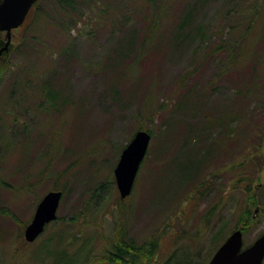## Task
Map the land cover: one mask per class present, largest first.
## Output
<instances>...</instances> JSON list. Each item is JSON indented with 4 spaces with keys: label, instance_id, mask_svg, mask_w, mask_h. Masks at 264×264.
<instances>
[{
    "label": "rangeland",
    "instance_id": "374dc122",
    "mask_svg": "<svg viewBox=\"0 0 264 264\" xmlns=\"http://www.w3.org/2000/svg\"><path fill=\"white\" fill-rule=\"evenodd\" d=\"M168 2L155 39L145 47L139 42L147 11L132 2L122 22L115 8L86 7L69 28L55 20L41 27L30 12L11 31L6 48L0 31V65H6L0 80V264H61V252L73 256L74 250L85 254L82 264H108L103 253L119 234L138 244L159 236V261L177 246L203 259L244 210L250 220L242 231L244 245L264 230V108L238 95L264 65V25L254 54L216 79L224 54H207L190 28L203 26L205 41L217 43L228 33V10L236 0H198L183 42L175 34L193 0ZM258 3L264 18V0ZM243 4L237 9L247 14ZM15 81L20 88L26 83L20 90L26 100L11 114L4 108L14 109L8 94ZM46 83L59 93L56 107L36 106L39 85ZM244 109L250 122L237 125ZM141 128L151 134L147 152L130 194L121 198L113 169ZM52 140L58 152L46 170L40 154ZM246 151L252 154L244 161ZM187 158L200 162L184 179L178 165ZM242 161L249 172L239 182ZM61 186L57 219L25 241L23 230L38 200Z\"/></svg>",
    "mask_w": 264,
    "mask_h": 264
},
{
    "label": "trees",
    "instance_id": "16d2710c",
    "mask_svg": "<svg viewBox=\"0 0 264 264\" xmlns=\"http://www.w3.org/2000/svg\"><path fill=\"white\" fill-rule=\"evenodd\" d=\"M38 0L30 9L29 13H33L34 20H39V24L41 27H47L51 25L52 23L49 21L55 20V23L58 25H62L61 27L69 26L71 27L73 19L75 15H81L86 7H94L95 9H99L100 11H109L108 9L115 8L114 15L116 13V20L118 22H122L123 18L127 17V13L132 11L133 8H129L130 2L139 4L137 10H146V25L143 31V36L139 42L141 44V47H145L149 45L150 41H153L155 39V36L157 34L158 26L161 24V20L163 16L166 15L168 12L167 9L169 6L167 4L168 0ZM198 0H193L192 6L183 13V17L180 20V23L178 24V30L175 34V39L183 42L187 38L188 31H184V27L188 26V23L190 24V20L193 21V11L195 9L194 6L197 5ZM257 1V2H256ZM259 0H255L254 2H251L250 4L246 2V4H243L242 0H236L235 6L232 8V11L230 13V25L227 27L228 33L225 35H220L217 38V43H207L208 41H205L204 35L205 30L202 26L200 28L199 25L195 27H191L193 29V32H189L192 35H198L200 36L199 39H201L205 45H207V54H217L223 53L224 54V60L222 63L217 66L216 70V79L222 77L226 72H228L232 67H239L240 64L252 56L254 54V45L256 43V40L258 39L261 31V27L264 25V18L261 15V8L259 7L260 4L258 3ZM129 3V4H126ZM261 3V2H260ZM238 4L244 5V11L247 12V14L240 13L237 9ZM118 8V9H116ZM240 13V16L237 14ZM125 15V16H123ZM29 17V16H28ZM111 17V15H109ZM45 18H49L51 20H48L46 22H43ZM26 20V19H25ZM112 23L113 20H111ZM190 26V25H189ZM189 28V27H188ZM197 29V30H196ZM200 34V35H199ZM214 35H209L210 37ZM32 36L36 37L39 36L37 32H34ZM202 36V38H201ZM40 37V36H39ZM210 37L208 39H210ZM212 38V37H211ZM133 41H127V45L132 46ZM153 44V42H152ZM257 57L254 58V60ZM6 65H0V80H2V76L6 73ZM26 86V83L23 81L21 88L19 84L15 81L12 85V89L10 91V94H8L10 102H12V105L10 108H14L13 110L9 109L7 106L4 108H7V112L14 114L15 108H17V105H19L23 100H26L24 97V93H22L20 90ZM20 91V93H19ZM39 91H40V98L42 96V100L37 103V107L39 108H51L56 107L57 105V99L59 93L57 90L54 89V87L50 83L40 84L39 85ZM238 95L245 96V100L247 98H253L258 107L264 108V65L262 68H258L255 73L253 74L251 78V83L249 86L245 88L243 91H238ZM250 96V97H249ZM252 100V99H251ZM250 105V103H249ZM1 109V105H0ZM238 112L241 113L238 117V124L243 126L245 123L250 122L248 119V110H238ZM221 114V113H220ZM2 116L0 115V119ZM264 118V116H263ZM264 120V119H263ZM226 123V122H225ZM1 124V120H0ZM263 127L264 131V124L260 125ZM254 127V126H253ZM259 127V126H257ZM21 132L22 134H26L27 128L21 125ZM142 129V128H141ZM136 131V130H135ZM235 131V130H234ZM233 131V132H234ZM150 133V131L148 130ZM151 135V134H150ZM261 139H264V135L261 136ZM262 145V141L259 140L258 144L254 145L256 151H258L259 147ZM46 153L40 154V158L43 159L44 162V169H48L49 166H51V162L56 156L58 152V146L55 144V140L47 141V147ZM208 151V150H207ZM204 153L203 155H205ZM252 154V152L246 151L242 152V159L246 161ZM39 158V159H40ZM199 160L196 161L195 159H188L184 160L180 165H178V170L182 178L187 179L191 176L193 170L199 164ZM241 162L242 169L240 171V175L237 178L238 181L244 180L243 177L247 176V172L249 170L247 169L245 171V168L243 167L244 164ZM194 168V169H193ZM245 171V172H244ZM245 173V174H244ZM254 176V175H253ZM253 180V178L248 179V183ZM203 182H201L202 184ZM99 186H103V184H100ZM250 189V186L247 185L246 189ZM51 189H59V188H51ZM63 190L64 188L61 186L60 188ZM200 189V188H199ZM248 212L244 210L241 213V216L239 218V221L237 224H235L232 228H241L242 231L245 229L249 221L248 217L246 215ZM168 224V225H166ZM164 225L166 227H170V223L164 222ZM173 231V230H172ZM180 234L179 230L174 231L172 233L173 237H177ZM260 234V233H259ZM258 234V235H259ZM124 235L119 234L117 235V238L112 240V243L110 245V248L107 249L104 253V261L108 264H135L137 261H141L142 264H148L149 262H153L152 264H206V262L209 260L210 256L216 249V247L220 244V241L216 244L214 247L212 253H210L208 256H205V258L200 259L198 258V251H194L190 248H187L185 246H177L172 250L170 254L166 256L165 259L162 261L158 260L157 253H158V243H159V236L156 234L154 236H151V238L145 239L142 243L138 244L135 242L134 238H130L128 240H124ZM24 238V236H23ZM174 238V239H175ZM26 241V240H25ZM62 259L61 264H82L83 260H85V254L82 252L78 253L74 250L73 256L66 253V251L61 252ZM156 255V256H155ZM78 258V262H77ZM88 262H86L87 264ZM140 263V264H141Z\"/></svg>",
    "mask_w": 264,
    "mask_h": 264
},
{
    "label": "water",
    "instance_id": "95a60500",
    "mask_svg": "<svg viewBox=\"0 0 264 264\" xmlns=\"http://www.w3.org/2000/svg\"><path fill=\"white\" fill-rule=\"evenodd\" d=\"M38 0H0V31H5L7 47L12 28L20 26L31 6ZM150 140L146 129L134 132L122 148L113 175L119 196L130 194L134 179L143 160ZM61 190H48L38 201L29 223L23 231L24 239L32 242L44 230L45 225L56 219ZM264 258V230L250 244L244 245L240 228L233 229L218 245L206 264H261Z\"/></svg>",
    "mask_w": 264,
    "mask_h": 264
}]
</instances>
